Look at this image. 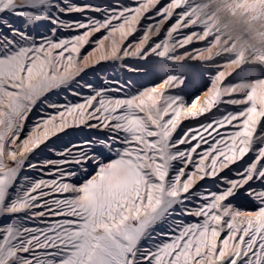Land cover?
<instances>
[{"label":"snow or ice","instance_id":"6c2138e0","mask_svg":"<svg viewBox=\"0 0 264 264\" xmlns=\"http://www.w3.org/2000/svg\"><path fill=\"white\" fill-rule=\"evenodd\" d=\"M237 8L264 17L0 0V264H264V49H237Z\"/></svg>","mask_w":264,"mask_h":264},{"label":"rangeland","instance_id":"374dc122","mask_svg":"<svg viewBox=\"0 0 264 264\" xmlns=\"http://www.w3.org/2000/svg\"><path fill=\"white\" fill-rule=\"evenodd\" d=\"M244 0H234L235 3H243ZM241 9H236L235 16L229 15L227 12L221 13V19L227 17L229 22L234 26L232 34L237 37L236 47L240 49L241 46L245 43L250 45L255 49H264V17L259 19H249L247 17H241ZM91 51V47L85 49V52ZM83 54V53H82ZM202 68V66H199ZM182 70V69H177ZM187 70V69H183ZM214 71V70H213ZM96 75L101 76H114L124 74L120 71V66L118 63H109L105 66V71L97 73ZM162 74L155 73L150 78L159 79ZM258 75V73H250L248 71L240 73V78H249L250 76ZM88 79H95V75L90 74ZM208 84L207 76L205 75L202 79H196L191 83V86L186 90L185 97L190 102L191 99H194L196 95L199 94L200 90L205 88ZM186 123L191 124L194 121H187Z\"/></svg>","mask_w":264,"mask_h":264}]
</instances>
